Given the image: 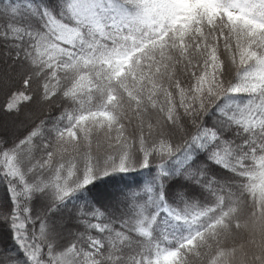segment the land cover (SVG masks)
<instances>
[{
  "label": "snow or ice",
  "instance_id": "6c2138e0",
  "mask_svg": "<svg viewBox=\"0 0 264 264\" xmlns=\"http://www.w3.org/2000/svg\"><path fill=\"white\" fill-rule=\"evenodd\" d=\"M0 48L3 111L48 106L0 139V264H264V0H0ZM143 169L119 216L82 207L58 244L57 212Z\"/></svg>",
  "mask_w": 264,
  "mask_h": 264
},
{
  "label": "trees",
  "instance_id": "16d2710c",
  "mask_svg": "<svg viewBox=\"0 0 264 264\" xmlns=\"http://www.w3.org/2000/svg\"><path fill=\"white\" fill-rule=\"evenodd\" d=\"M39 2V0H36ZM5 50L0 48V63L5 62L4 57ZM222 58L225 59L226 69H227V77L232 78L234 76L235 69L231 65V63L227 60V57L222 54ZM8 64L11 62L8 61ZM6 93H0V139L7 140L9 143L18 137H22L26 134V129L29 127L31 121L37 117L43 119L48 116V106L41 105L39 101V97H35L31 102H20V111L19 113L12 112L8 113L3 111L2 106L6 102ZM57 102L61 100V97L56 98ZM60 109L53 107L51 109V114L53 116L59 114ZM25 113H29V117L27 118V123L22 126L20 130H18L15 134H9L2 128V121L6 117H17L24 115ZM211 123V121H210ZM178 142V141H177ZM204 157L202 156L200 160L196 162L192 167L193 169L198 167H207L209 170V174H215L221 182H224L230 176V173H227L215 165L212 164H204ZM153 171L149 169H143L136 172H130L127 174L124 173H115L111 176H106L98 178L94 185H90L88 189H86L81 195V199L73 200L68 204L67 208L62 209L57 212L51 219L55 220L61 216H66L70 219L68 223V228L70 232L75 233L78 231H83L82 226H78V222L76 219L77 213L80 211L82 207L84 209L90 210L91 208H99L105 213V217L102 222H107L108 219L112 217L119 216L121 212L126 207L125 200L126 197L138 190L140 186H142L146 181L152 179ZM173 191H195L196 197L198 199H205L207 197V193H204L203 196H200L199 189H191V188H181L179 185H173ZM110 195V197H107ZM108 199L109 202H105L104 200ZM111 200V201H110ZM10 204L8 191L6 183L3 179H0V207H8ZM26 206L31 207L32 215L35 217L38 213H42L46 206V201L43 198H34L32 201L28 202ZM0 227L2 228V234L5 236L4 245L0 242V250L12 248L15 249V245L11 239V233L8 230L7 223L4 221L3 216L0 215ZM31 230L32 225H28ZM93 235H99L96 232L92 233ZM69 235L67 237H61L58 240V244H63L69 239Z\"/></svg>",
  "mask_w": 264,
  "mask_h": 264
},
{
  "label": "rangeland",
  "instance_id": "374dc122",
  "mask_svg": "<svg viewBox=\"0 0 264 264\" xmlns=\"http://www.w3.org/2000/svg\"><path fill=\"white\" fill-rule=\"evenodd\" d=\"M8 71V63L1 62L0 63V74H3ZM0 93H3L0 90ZM29 113H25L24 115L17 117H6L2 121V128L9 134H15L18 130L22 128L27 123V118L29 117ZM57 226V231L60 233L61 237H67L70 233V229L68 228V223L70 219L66 216H61L54 220ZM2 228L0 227V242L4 245L5 236L2 234Z\"/></svg>",
  "mask_w": 264,
  "mask_h": 264
},
{
  "label": "bare ground",
  "instance_id": "6f19581e",
  "mask_svg": "<svg viewBox=\"0 0 264 264\" xmlns=\"http://www.w3.org/2000/svg\"><path fill=\"white\" fill-rule=\"evenodd\" d=\"M107 197H110V195H107ZM104 201H105V202H106V201H107V202H109V200H108V199H105ZM110 201H111V200H110Z\"/></svg>",
  "mask_w": 264,
  "mask_h": 264
}]
</instances>
